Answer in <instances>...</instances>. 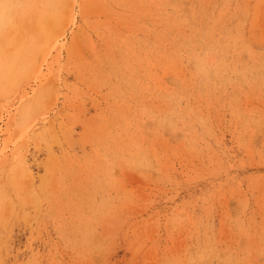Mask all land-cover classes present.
I'll return each mask as SVG.
<instances>
[{"label": "rangeland", "instance_id": "rangeland-1", "mask_svg": "<svg viewBox=\"0 0 264 264\" xmlns=\"http://www.w3.org/2000/svg\"><path fill=\"white\" fill-rule=\"evenodd\" d=\"M0 264H264V0H0Z\"/></svg>", "mask_w": 264, "mask_h": 264}, {"label": "snow or ice", "instance_id": "snow-or-ice-1", "mask_svg": "<svg viewBox=\"0 0 264 264\" xmlns=\"http://www.w3.org/2000/svg\"><path fill=\"white\" fill-rule=\"evenodd\" d=\"M6 7V6H5Z\"/></svg>", "mask_w": 264, "mask_h": 264}]
</instances>
